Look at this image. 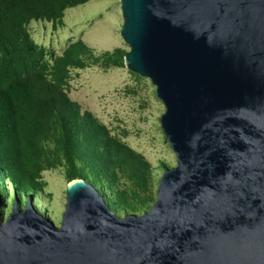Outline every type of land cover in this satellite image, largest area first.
I'll return each instance as SVG.
<instances>
[{
    "label": "water",
    "instance_id": "obj_1",
    "mask_svg": "<svg viewBox=\"0 0 264 264\" xmlns=\"http://www.w3.org/2000/svg\"><path fill=\"white\" fill-rule=\"evenodd\" d=\"M121 7L125 66L156 86L177 165L143 214L117 215L86 179L59 226L32 199L0 209V264H264V0Z\"/></svg>",
    "mask_w": 264,
    "mask_h": 264
},
{
    "label": "trees",
    "instance_id": "obj_2",
    "mask_svg": "<svg viewBox=\"0 0 264 264\" xmlns=\"http://www.w3.org/2000/svg\"><path fill=\"white\" fill-rule=\"evenodd\" d=\"M88 1L0 0V182L8 179L27 197L42 189L43 170L65 166L69 182L86 179L137 211L152 201L150 163L83 111L66 87L72 69L122 67L126 53L117 48L96 55L79 39L49 60L26 27L33 19L61 22L66 9ZM121 179L131 186L121 188Z\"/></svg>",
    "mask_w": 264,
    "mask_h": 264
},
{
    "label": "rangeland",
    "instance_id": "obj_3",
    "mask_svg": "<svg viewBox=\"0 0 264 264\" xmlns=\"http://www.w3.org/2000/svg\"><path fill=\"white\" fill-rule=\"evenodd\" d=\"M123 24L121 0H89L66 9L61 22L33 19L26 27L33 41L47 51L45 58L51 60V54H61L71 42L79 39L87 43L96 55L117 48L127 53L130 45L122 36ZM66 87L70 98L77 101L83 111H91L106 125L111 135L141 153L150 163L149 193L152 201L137 207V211L121 207L112 191L99 188L117 215L145 213L157 199L163 174L177 165L176 155L162 127L161 118L166 107L157 95L156 86L149 78L126 67L124 62L122 67L93 64L85 69H72ZM50 146L54 148L53 143ZM41 180L42 189L27 197L17 193L8 179L0 182L3 199L0 209L4 220L13 212L15 203L20 209H25L32 199L41 214L58 226L61 224L69 183L65 166L43 170ZM119 183L121 188L131 186L126 179Z\"/></svg>",
    "mask_w": 264,
    "mask_h": 264
}]
</instances>
